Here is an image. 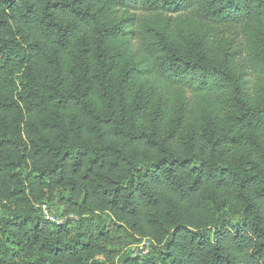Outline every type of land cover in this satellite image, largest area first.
Segmentation results:
<instances>
[{
    "label": "trees",
    "instance_id": "obj_1",
    "mask_svg": "<svg viewBox=\"0 0 264 264\" xmlns=\"http://www.w3.org/2000/svg\"><path fill=\"white\" fill-rule=\"evenodd\" d=\"M0 264H264V0H0Z\"/></svg>",
    "mask_w": 264,
    "mask_h": 264
},
{
    "label": "rangeland",
    "instance_id": "obj_2",
    "mask_svg": "<svg viewBox=\"0 0 264 264\" xmlns=\"http://www.w3.org/2000/svg\"><path fill=\"white\" fill-rule=\"evenodd\" d=\"M63 211H64L63 204L60 203L58 199L53 201L50 210L49 209L44 210V214L46 218H48L51 221L61 222L67 217V215H65ZM71 217L74 216L72 215ZM142 243H146V240L141 239L139 242H136L135 240L132 239H126L125 242L119 244L118 246H116V248L120 249L121 251L130 252L132 255H140V253L137 251V245ZM148 249H149V243H148Z\"/></svg>",
    "mask_w": 264,
    "mask_h": 264
},
{
    "label": "built area",
    "instance_id": "obj_3",
    "mask_svg": "<svg viewBox=\"0 0 264 264\" xmlns=\"http://www.w3.org/2000/svg\"><path fill=\"white\" fill-rule=\"evenodd\" d=\"M144 240H146V239H144ZM137 251L140 254H146L148 251V241L146 240V243H142V244L137 245Z\"/></svg>",
    "mask_w": 264,
    "mask_h": 264
}]
</instances>
